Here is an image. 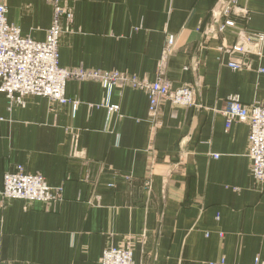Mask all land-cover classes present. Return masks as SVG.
I'll return each instance as SVG.
<instances>
[{"label":"crops","instance_id":"crops-1","mask_svg":"<svg viewBox=\"0 0 264 264\" xmlns=\"http://www.w3.org/2000/svg\"><path fill=\"white\" fill-rule=\"evenodd\" d=\"M58 1L73 15L62 21L60 67L152 83L174 35L167 79L173 90L198 85L201 108L161 103L152 135L148 98L129 85L68 81L75 111L40 96L9 106L0 93V192L4 175L21 167L62 195L54 206L0 195V264H100L106 248L126 243L133 264L264 262V185L250 173L249 127L227 130L222 116L232 95L264 106V74L226 67L230 30L202 44L218 0ZM2 3L22 37L45 40L48 0ZM238 6L248 12L245 30L264 36V0ZM254 67L264 69V42Z\"/></svg>","mask_w":264,"mask_h":264},{"label":"built area","instance_id":"built-area-1","mask_svg":"<svg viewBox=\"0 0 264 264\" xmlns=\"http://www.w3.org/2000/svg\"><path fill=\"white\" fill-rule=\"evenodd\" d=\"M48 2L53 11L52 22L45 40L36 42L22 37L17 27L8 24L6 6L0 0V93L5 95L9 106L23 104V99L28 96H40L52 103L69 106L75 111L80 101L65 96L64 89L68 81L100 82L120 89L129 85L132 90L142 91L148 98L147 117L152 135L161 124V103L169 102L177 108H201L197 101L198 85L185 84L173 90L167 79V63L176 52L174 35L166 37L158 61L156 78L152 83L139 82L135 77L122 73L60 67L58 45L63 33L62 21H71L73 15L71 9L60 4L58 0ZM248 18V12L239 8L238 0H218L211 11L208 25L201 31L202 44L230 30L235 42L223 49L228 57L226 67L237 72L256 70L264 74V69L254 67V58L262 57L264 36L245 30L242 24L248 21ZM226 101L227 107L222 112L225 127L228 130L236 123L248 125L247 157L250 160V173L256 184L264 185V106L259 103L245 105L236 95L228 97ZM116 110L115 106L108 107L109 113ZM76 156L80 158V155ZM145 186L147 187V183ZM0 195L8 200L40 202L48 206H54L62 200L60 189L48 186L40 175L25 174L21 167H17L14 173L4 175ZM132 255L131 243L118 248L108 247L102 253L100 264H133ZM211 264H223V260ZM254 264L264 262L255 258Z\"/></svg>","mask_w":264,"mask_h":264}]
</instances>
